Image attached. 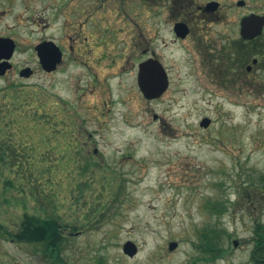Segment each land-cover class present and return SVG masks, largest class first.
Here are the masks:
<instances>
[{"label": "rangeland", "instance_id": "obj_1", "mask_svg": "<svg viewBox=\"0 0 264 264\" xmlns=\"http://www.w3.org/2000/svg\"><path fill=\"white\" fill-rule=\"evenodd\" d=\"M50 1L0 0V36L17 44L0 77V264H252L264 224V95L195 80L192 51L177 44L165 50L168 92L147 98L137 81L144 46L126 31L114 47L45 71L35 45L64 42L47 25ZM15 86L25 89L17 102ZM50 218L61 234L55 259L45 254ZM214 228L225 230L224 253L212 258L203 236ZM35 229L43 235L32 238Z\"/></svg>", "mask_w": 264, "mask_h": 264}, {"label": "flooded vegetation", "instance_id": "obj_2", "mask_svg": "<svg viewBox=\"0 0 264 264\" xmlns=\"http://www.w3.org/2000/svg\"><path fill=\"white\" fill-rule=\"evenodd\" d=\"M49 6L56 12L47 25L53 29L57 23L64 37L63 43L53 35L41 41L62 51L61 62L51 72L76 51L114 47L119 33L126 31L144 46L137 81L145 61L158 63L166 72L168 87L160 96L172 82L165 50L177 44L192 51L195 80L214 81L239 95H264V0H51ZM256 240L254 236L252 264H263L264 245Z\"/></svg>", "mask_w": 264, "mask_h": 264}, {"label": "water", "instance_id": "obj_3", "mask_svg": "<svg viewBox=\"0 0 264 264\" xmlns=\"http://www.w3.org/2000/svg\"><path fill=\"white\" fill-rule=\"evenodd\" d=\"M15 47L16 43L12 38L0 37V60H2L0 62V75H4L8 69L12 68L10 59L14 54ZM36 48L44 70L48 72L55 70L58 63L62 60V51L60 48L49 41L41 42ZM32 72L33 70L31 67H25L21 70L20 75L28 77ZM138 82L147 98L159 97L168 87L166 72L162 70L158 63L149 61L140 64ZM210 123L211 119L209 117H204L200 125L208 127ZM234 245H238V240H234ZM177 246V241H171L169 243V248L171 250L175 249ZM123 251L127 255L133 257L138 252V246L135 242L128 240L123 245Z\"/></svg>", "mask_w": 264, "mask_h": 264}, {"label": "trees", "instance_id": "obj_4", "mask_svg": "<svg viewBox=\"0 0 264 264\" xmlns=\"http://www.w3.org/2000/svg\"><path fill=\"white\" fill-rule=\"evenodd\" d=\"M16 88V89H15ZM25 90V89H24ZM24 90H19L16 86L13 87L11 90H9L12 94L10 95L11 98L16 99V102L19 100V95L18 92L25 93ZM7 95H9L7 93ZM17 96V97H16ZM16 97V98H15ZM14 102V100H13ZM2 147H9L12 146V143H8L7 141L2 142ZM263 180V179H261ZM264 181V180H263ZM54 220V222L51 221ZM57 219L50 218L45 219V225L50 226V229L53 228V230H50L46 234V255L49 256V258L55 259L56 256L59 255L60 253V241H61V234H59V231L57 229ZM43 221V222H44ZM37 232V233H36ZM225 232V230H218V229H211L209 232H207L204 236L203 239L205 241V246L208 249V251L212 254V258L219 256L220 254L224 253V248L222 246V242L220 241V233ZM34 237L32 238H39V235H43V232L41 229H35V232H32ZM222 234V233H221ZM224 234V233H223ZM255 237H257L256 244L257 245H264V224L262 222H259L256 225L255 228ZM264 264V261H263Z\"/></svg>", "mask_w": 264, "mask_h": 264}]
</instances>
